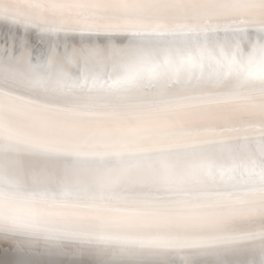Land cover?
Returning <instances> with one entry per match:
<instances>
[{"label":"snow or ice","instance_id":"obj_1","mask_svg":"<svg viewBox=\"0 0 264 264\" xmlns=\"http://www.w3.org/2000/svg\"><path fill=\"white\" fill-rule=\"evenodd\" d=\"M0 264H264V0H0Z\"/></svg>","mask_w":264,"mask_h":264}]
</instances>
